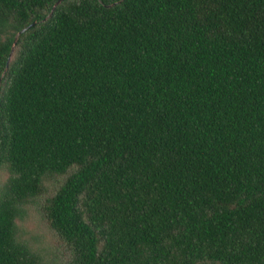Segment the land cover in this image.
<instances>
[{"label":"trees","instance_id":"trees-1","mask_svg":"<svg viewBox=\"0 0 264 264\" xmlns=\"http://www.w3.org/2000/svg\"><path fill=\"white\" fill-rule=\"evenodd\" d=\"M58 1L0 0V264H264V0Z\"/></svg>","mask_w":264,"mask_h":264},{"label":"rangeland","instance_id":"rangeland-1","mask_svg":"<svg viewBox=\"0 0 264 264\" xmlns=\"http://www.w3.org/2000/svg\"><path fill=\"white\" fill-rule=\"evenodd\" d=\"M6 177V174H0V182ZM28 210V216L20 223L25 238L43 253L46 260L60 257L63 253L60 242L41 216L38 205L31 206ZM60 260L62 259L57 261Z\"/></svg>","mask_w":264,"mask_h":264},{"label":"water","instance_id":"water-1","mask_svg":"<svg viewBox=\"0 0 264 264\" xmlns=\"http://www.w3.org/2000/svg\"><path fill=\"white\" fill-rule=\"evenodd\" d=\"M63 0H59L56 4H55V6H54V9L58 6V5H60V3L62 2ZM37 22H34L32 25H35ZM32 25H30V26H28L27 28H25V29H23L22 30V32H20L19 34H18V37H19V35H21L23 32H26L30 27H32ZM18 37H17V39H18ZM17 42V41H16ZM11 57H12V54H11Z\"/></svg>","mask_w":264,"mask_h":264}]
</instances>
